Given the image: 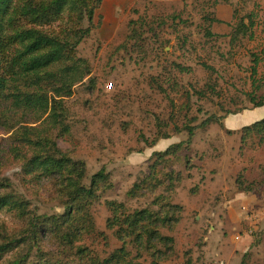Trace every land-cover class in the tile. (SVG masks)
<instances>
[{
  "label": "rangeland",
  "instance_id": "obj_1",
  "mask_svg": "<svg viewBox=\"0 0 264 264\" xmlns=\"http://www.w3.org/2000/svg\"><path fill=\"white\" fill-rule=\"evenodd\" d=\"M131 21H139L136 40L119 49ZM242 21L249 27L245 34ZM94 24L78 48L93 80L65 100L71 131L58 144L85 161L87 187L103 170L108 184L87 208L82 239L64 248L49 229L50 218L65 213L53 186L27 183L21 161L1 155L0 180L11 188L0 196L27 200L32 216L46 218L48 232L38 243L29 241V216L3 209L0 264L116 262L123 243L109 229L106 204L134 213L157 209L159 197L182 207L173 233L162 231L176 242L166 264H264V142L253 137L243 144L239 132L223 126L241 129L264 118V107L251 102L253 95L264 96V0H104ZM253 55L261 59L256 81ZM236 111L244 113L228 115ZM214 115L222 117L219 123L199 128L190 140L185 129ZM11 134L0 124L1 145ZM167 150L160 161L156 154ZM154 172L162 184L152 191ZM136 183L143 188L133 198ZM128 243L130 260L152 263L153 256L140 257Z\"/></svg>",
  "mask_w": 264,
  "mask_h": 264
},
{
  "label": "trees",
  "instance_id": "obj_2",
  "mask_svg": "<svg viewBox=\"0 0 264 264\" xmlns=\"http://www.w3.org/2000/svg\"><path fill=\"white\" fill-rule=\"evenodd\" d=\"M103 1L0 0V124L9 134L12 133L6 145L0 144V156L9 154L20 160L27 183L53 186L65 213L50 218L49 229L64 248L75 246L82 239L85 232L82 221L86 218L87 208L110 178L103 170L92 178L91 185L87 187L85 161L74 159L58 144V138L69 135L71 131L65 100L72 97L77 85L84 84L86 79L93 80L90 63L78 56V48L91 36L96 12ZM138 25L139 21H131V32L119 49L136 40ZM239 28V32L245 34L249 27L242 21ZM253 57L252 77L256 81L261 59L257 55ZM262 87L264 84L259 88ZM251 102L255 109L262 108L264 96L257 98L253 95ZM242 113L244 111L228 115ZM28 115L32 117L30 122L25 119ZM221 118L211 116L200 126L187 127L185 131L192 140L199 128L219 123ZM223 126L229 134L239 132L243 144L253 137L264 142V118L242 127L240 131L229 130L225 123ZM181 132L183 130L178 128L177 133ZM170 138L167 135L159 140ZM169 150L156 154L160 161L170 153ZM150 181L156 182V185L151 183L152 191L162 184L157 183L155 172L148 178L149 185ZM242 181L238 178V187L244 192L246 187ZM4 182L0 180V190L11 188L9 182ZM142 188L136 183L130 196L140 197ZM157 201V209L149 207L134 213L128 212L123 204L108 202L106 205L112 214L109 229L114 230L123 247L119 251L121 255H114L117 256L116 262L107 259L104 263L97 261L93 264H142L129 259L128 240L140 257L144 254L153 256L151 264H166L169 255L175 254L176 242L174 237L165 236L162 231L166 229L173 233L180 222L177 214L182 207L169 203L163 197ZM5 208L29 216V241L38 243L44 239L48 232L43 225L46 218L32 216L27 200L5 194L0 196V211ZM16 264H28V260L23 259Z\"/></svg>",
  "mask_w": 264,
  "mask_h": 264
},
{
  "label": "bare ground",
  "instance_id": "obj_3",
  "mask_svg": "<svg viewBox=\"0 0 264 264\" xmlns=\"http://www.w3.org/2000/svg\"><path fill=\"white\" fill-rule=\"evenodd\" d=\"M122 3V2H121ZM120 4V3H119ZM112 5H114V4H112ZM108 7H109V5H108ZM113 7V6H112ZM108 13V12H107ZM112 17V16H111ZM111 17H109V18H111ZM113 19V18H112Z\"/></svg>",
  "mask_w": 264,
  "mask_h": 264
},
{
  "label": "crops",
  "instance_id": "obj_4",
  "mask_svg": "<svg viewBox=\"0 0 264 264\" xmlns=\"http://www.w3.org/2000/svg\"><path fill=\"white\" fill-rule=\"evenodd\" d=\"M229 129V128H228ZM238 129H240V128H238ZM238 129H235V130H238ZM229 130H232V129H229Z\"/></svg>",
  "mask_w": 264,
  "mask_h": 264
},
{
  "label": "built area",
  "instance_id": "obj_5",
  "mask_svg": "<svg viewBox=\"0 0 264 264\" xmlns=\"http://www.w3.org/2000/svg\"><path fill=\"white\" fill-rule=\"evenodd\" d=\"M112 86V85H111Z\"/></svg>",
  "mask_w": 264,
  "mask_h": 264
}]
</instances>
